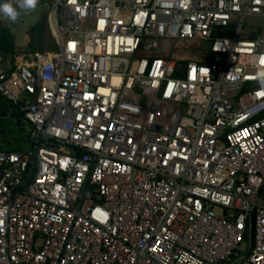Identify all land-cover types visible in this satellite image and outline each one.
Instances as JSON below:
<instances>
[{
    "label": "built area",
    "instance_id": "built-area-1",
    "mask_svg": "<svg viewBox=\"0 0 264 264\" xmlns=\"http://www.w3.org/2000/svg\"><path fill=\"white\" fill-rule=\"evenodd\" d=\"M51 1L60 49L0 55L36 142L0 151V264H264V0ZM177 39L215 61L151 58Z\"/></svg>",
    "mask_w": 264,
    "mask_h": 264
},
{
    "label": "trees",
    "instance_id": "trees-1",
    "mask_svg": "<svg viewBox=\"0 0 264 264\" xmlns=\"http://www.w3.org/2000/svg\"><path fill=\"white\" fill-rule=\"evenodd\" d=\"M29 44L27 52L33 54H46L49 51L56 52L60 49L56 38L51 34L47 18H44L35 25H32L29 31ZM203 43L198 40L177 39L172 41V48L167 53L156 51L155 57H164L176 60L179 65H184L189 61H197L198 63H212L216 56L210 53L206 57L202 51ZM16 39L12 28L0 23V54L9 58L13 62L15 60ZM261 86V83L258 84ZM0 151H26L32 149L36 142L31 137L33 125L25 118L23 112L18 106H14L12 102L0 98ZM10 119L15 123L16 127L9 129ZM7 122V123H6ZM15 132V133H14ZM18 132V136L16 137ZM16 134V135H15Z\"/></svg>",
    "mask_w": 264,
    "mask_h": 264
},
{
    "label": "rangeland",
    "instance_id": "rangeland-1",
    "mask_svg": "<svg viewBox=\"0 0 264 264\" xmlns=\"http://www.w3.org/2000/svg\"><path fill=\"white\" fill-rule=\"evenodd\" d=\"M40 1L41 0H39L37 7L32 11H28L25 13L23 10H21V14L15 23L8 20L7 17L0 15V23L11 27L13 33L15 34L16 50H17V53L15 54V60L20 65L21 64H27V65L33 66L35 64H38L37 63V61H38L37 56L38 55L37 54L35 55L33 53H29L26 50H27V46H28L29 40H30L29 31H30L32 25L37 24L38 22H40L44 18L48 19L50 14H51V11H52L51 0H43L44 2H42V4H40ZM51 34L53 35L52 31H51ZM169 43L170 42L164 43L163 50L168 49ZM49 52H50L49 54H52L53 51L52 52L49 51ZM0 55H2V54H0ZM3 57L6 58L5 56H3ZM6 59H9V58H6ZM9 123H10L8 125L9 129H13L16 127L15 123L12 122L11 119H10ZM16 137H19L18 132H17Z\"/></svg>",
    "mask_w": 264,
    "mask_h": 264
},
{
    "label": "clouds",
    "instance_id": "clouds-1",
    "mask_svg": "<svg viewBox=\"0 0 264 264\" xmlns=\"http://www.w3.org/2000/svg\"><path fill=\"white\" fill-rule=\"evenodd\" d=\"M38 2L39 0H20V2H18L17 0H0V15L7 17L8 20L15 23L21 14V10H23L25 13L28 11H32L37 7ZM42 2L44 1L41 0L40 4H42ZM47 22L49 25V18L47 19ZM49 28L52 31L50 25H49ZM37 55H38L37 59L40 55H44V57H46V54H37ZM14 62H17V61H14ZM258 78L260 80L261 85L264 86V72L258 73Z\"/></svg>",
    "mask_w": 264,
    "mask_h": 264
},
{
    "label": "crops",
    "instance_id": "crops-1",
    "mask_svg": "<svg viewBox=\"0 0 264 264\" xmlns=\"http://www.w3.org/2000/svg\"><path fill=\"white\" fill-rule=\"evenodd\" d=\"M52 53H54V52H52ZM47 54H48L47 58L45 60H43V61H47L51 57V55H52V54L46 53V55Z\"/></svg>",
    "mask_w": 264,
    "mask_h": 264
},
{
    "label": "water",
    "instance_id": "water-1",
    "mask_svg": "<svg viewBox=\"0 0 264 264\" xmlns=\"http://www.w3.org/2000/svg\"><path fill=\"white\" fill-rule=\"evenodd\" d=\"M48 55H46V57H44L45 59L47 58Z\"/></svg>",
    "mask_w": 264,
    "mask_h": 264
}]
</instances>
